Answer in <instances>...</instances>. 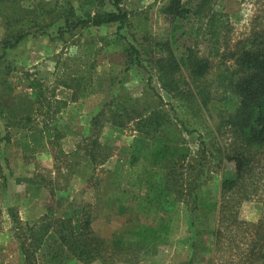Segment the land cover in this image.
Segmentation results:
<instances>
[{
  "label": "trees",
  "instance_id": "1",
  "mask_svg": "<svg viewBox=\"0 0 264 264\" xmlns=\"http://www.w3.org/2000/svg\"><path fill=\"white\" fill-rule=\"evenodd\" d=\"M193 1L195 2L168 0L163 6L161 11L168 17L171 28L170 33L162 39H155L148 34L150 28L147 10H127L121 8L118 1L111 11L97 8L92 12L90 6L94 4V0H81L80 4L88 7L83 14L71 3L64 10L61 7L54 11L49 10L52 23L41 26L40 31L56 26L64 38L65 34L77 28L115 25L116 35L130 40V44L122 48L125 70L135 66L150 77L156 76L161 89L175 100L167 103L169 110L160 106L152 110L146 108L139 113L135 112L137 102H133L124 91L114 98L120 103H105L107 109L114 105L116 124L123 125L122 121L125 120L135 121L137 126V134L131 146L118 154V160L121 157L126 162L119 165L113 180L117 213L122 216L130 213V223H134L135 227L128 234V238L124 235L125 237L117 238L113 244L117 246L120 243V246L129 247L136 245L138 250L143 251L154 242L167 241L170 234L168 211L175 208L177 197L185 191L183 185L186 184V177H191L187 182L191 196V213L200 210L205 215L210 212H216L217 215L216 228L208 232V246L212 244L210 249L217 248L222 254L235 257L229 264H264V215L256 224H247L238 219V209L242 202L257 196H261L260 200L264 201V29L250 27L245 38L229 45L225 38L224 22L213 10V0ZM191 14L201 20L207 17L205 24L201 22L199 28L204 36L206 51L201 53L197 42L192 46H185V54L178 56L174 50L178 43L175 37L177 25ZM28 33H15L4 43L7 47H14ZM146 43L148 45L145 46ZM229 62L232 66H228ZM38 86L37 82L31 86L35 100L27 99V109H23L25 106L18 102L4 107L6 94L13 100L16 96L13 95L10 82L6 78L0 79V115L3 114V108L9 112L19 111L16 116L13 115V119L8 116V126L11 125V128L6 136L9 139L11 131L21 133L23 149H28L30 141H42L44 144L47 141L54 146L64 136L58 129L57 122L51 119L61 106L53 108L48 103L49 109L41 122L43 126L39 127L40 123L35 122L34 104L44 101V98L40 100L43 92ZM79 86L80 81H77V85L67 87L75 90ZM69 99L71 100L70 97ZM66 100L59 103L65 106ZM144 112H148V115ZM170 112L173 118H170ZM104 115L103 109L91 118V123L96 124ZM111 118L109 116L108 119ZM202 119H216L214 133L228 141L219 148H214L213 145L212 148L209 147L211 160L216 161L218 166L226 162L234 166L233 170H223L217 192L212 196L209 191L202 190L205 168L201 162L184 172L177 171L174 167V161L185 160L189 154L188 149L180 143L181 134L197 131L194 123ZM65 127L67 130L71 129L69 125ZM94 136L95 134L86 137L84 144V147L91 146L88 152L93 160L94 150L99 145ZM210 136L214 139L211 131ZM159 164L162 169L154 168ZM29 179L18 180L27 183L31 181V188L35 187L22 203L25 205L43 200L42 206L46 212L41 221L28 224V240L30 239L32 249H24L27 257L28 251L32 250L29 255L42 264L72 259H89L90 262L100 251L104 252L103 248H92L91 238L87 240L91 235L97 248L103 242L91 232L90 216L85 212L83 202L64 201L54 193L49 184L44 186H49L50 190L44 192L40 188L43 187V181ZM171 192L176 194L173 199L166 195ZM8 211L16 222L14 207H9ZM191 225L194 226L193 223ZM201 234L204 231L197 229L191 234L190 258L205 246L206 241ZM111 245L107 244L106 247L111 248ZM191 261L187 264H191Z\"/></svg>",
  "mask_w": 264,
  "mask_h": 264
},
{
  "label": "rangeland",
  "instance_id": "2",
  "mask_svg": "<svg viewBox=\"0 0 264 264\" xmlns=\"http://www.w3.org/2000/svg\"><path fill=\"white\" fill-rule=\"evenodd\" d=\"M116 1L121 8L127 10H147L150 28L148 34L153 38L162 39L170 33L169 19L161 11L168 0H94L90 10L95 12L97 8H101L102 11H111ZM80 2L81 0L0 1V79L6 78L10 82L13 95L16 96L13 100L6 94V103L3 106H13L18 102L25 106L23 109H27V99L35 100L31 86L37 82L43 92L40 100L44 98V101H35V122L40 123L39 127L43 126L41 122L49 109L48 103L53 108L58 105L65 111L61 121H57V127L62 134L68 133L67 137L58 139L54 146L44 145L42 141H30L28 149H23L21 133L11 131L9 139L6 136L11 128V125L8 126V116L13 119V115L16 116L19 111L9 112L3 108V114L0 115V264L39 262L29 255L32 250L28 251L27 257L24 249L31 248L27 230L29 225L41 221L45 216L46 211L42 206L44 201L25 205L22 203L26 201V195H30L31 190L35 189L34 186L31 188V181L18 182L22 178L43 181V187L40 188L44 192L50 190L49 186H44L49 184L54 193L64 201L83 202L84 210L90 216L91 232L98 240L103 241L97 248L91 235L86 238H91L92 248L104 249V252L100 251L90 262L89 259H72L50 264H187L192 258L191 264H229L230 260L236 258L222 254L217 248L211 250L212 244L208 246L209 233L217 225L216 212L205 215L200 210L193 213L190 211L192 205L187 182L191 177L185 175V191L177 197L175 208L166 215L170 221L167 241L154 242L143 251L138 250L136 245L129 247L120 246V243L117 246L113 244L119 237L128 238V234L135 227L134 223H130V213L123 216L117 213L113 180L119 165L126 162L121 157L118 160V154L131 146L137 134V126L135 121L125 120L122 121L123 125L116 124L114 105L107 109L105 103H120L114 98L124 91L133 102H137L135 112L139 113L146 108L152 110L160 106L169 110L167 103L173 99L161 89L156 76L150 77L135 66L125 70L122 48L128 46L130 40L116 35L115 25L77 28L63 34L64 38L56 26L40 31L41 26L52 23L49 10L54 11L59 7L64 10L71 3L83 14L88 7ZM212 7L224 22L225 38L229 45L245 38L250 27L264 29V0H213ZM198 19L191 14L177 25L175 37L178 43L174 50L178 56L185 54V46H192L197 42L200 52L205 53L204 36L199 28L201 22L205 24L206 19ZM27 31L29 33L14 47L5 45V40L10 39L13 34L20 35ZM228 66H232V63L229 62ZM77 81H80V86L75 90L67 87L77 85ZM62 98H67L65 106L58 102ZM103 109L104 118L92 124L91 118ZM144 113L148 115V112ZM109 116L112 118L108 119ZM169 116L174 117L171 112ZM48 123L52 125L50 121ZM216 124V119H202L194 123L197 131L191 134L183 132L180 143L188 149L189 154L185 160L174 161V167L180 172L201 162L207 170L203 173L202 190L209 191L211 196L217 192L223 170L234 169L232 163L226 162L218 166L216 161L211 160L209 147L213 145L214 148H219L228 142L225 137L214 133ZM66 125L71 129L67 130ZM210 131L213 132L214 139L211 138ZM71 133L75 134L70 135ZM93 134L99 144L94 150V160L88 152L91 146L84 147L86 137ZM156 167L162 169L160 164L154 166ZM154 168L152 173L155 172ZM166 195L170 199L176 196L173 192ZM260 198L261 196H257L242 202L238 209V219L247 224H256L264 215V201ZM11 206L15 209L16 222L8 211ZM195 228L204 231L201 235L206 242L202 251L190 258L189 242ZM107 244L111 248H107Z\"/></svg>",
  "mask_w": 264,
  "mask_h": 264
},
{
  "label": "crops",
  "instance_id": "3",
  "mask_svg": "<svg viewBox=\"0 0 264 264\" xmlns=\"http://www.w3.org/2000/svg\"><path fill=\"white\" fill-rule=\"evenodd\" d=\"M55 98H57V99H60L58 96H54ZM67 98H62L61 100H58V102L59 101H63V100H66ZM65 110H63L62 108H60L59 109V111L56 113V114H54V116L51 118V119H53V121L54 122H57V121H61V119H62V117H63V112H64ZM60 119V120H59ZM64 136H68V133H65L64 134ZM63 136V137H64ZM50 139V138H49ZM47 144H49L47 141H46V144H44V145H47ZM49 145H51V144H49ZM74 149V148H73Z\"/></svg>",
  "mask_w": 264,
  "mask_h": 264
}]
</instances>
